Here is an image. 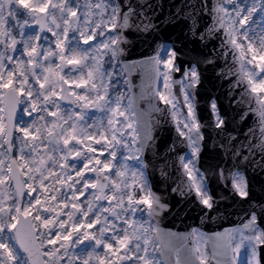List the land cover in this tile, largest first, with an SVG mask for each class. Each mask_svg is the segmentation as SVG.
Here are the masks:
<instances>
[{
	"label": "snow or ice",
	"instance_id": "obj_1",
	"mask_svg": "<svg viewBox=\"0 0 264 264\" xmlns=\"http://www.w3.org/2000/svg\"><path fill=\"white\" fill-rule=\"evenodd\" d=\"M0 264H264V0H0Z\"/></svg>",
	"mask_w": 264,
	"mask_h": 264
}]
</instances>
